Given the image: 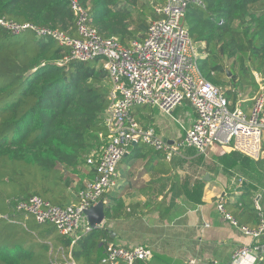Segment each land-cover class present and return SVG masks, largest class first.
<instances>
[{"label":"trees","instance_id":"1","mask_svg":"<svg viewBox=\"0 0 264 264\" xmlns=\"http://www.w3.org/2000/svg\"><path fill=\"white\" fill-rule=\"evenodd\" d=\"M72 1L88 11L90 26L103 38H117L130 48L134 40L146 39L150 23L160 18L156 6L167 0L152 5L142 0H0V22L60 30L78 39ZM185 24L193 43L202 45L205 58L198 62L204 78L223 91L230 107L239 91L258 90L255 73L264 76V0H194ZM70 53L52 38L32 30L15 35L0 24V264H100L112 244L106 227L79 238L61 235L54 225H40L16 209L35 196L60 208L78 205L84 179L95 180L98 174L112 83L103 58L58 65ZM151 111L141 106L132 116L149 129ZM220 161L264 181V158L235 152ZM248 188L226 211L241 225L245 219L258 225L257 187ZM122 205H106V220L118 219Z\"/></svg>","mask_w":264,"mask_h":264},{"label":"built area","instance_id":"2","mask_svg":"<svg viewBox=\"0 0 264 264\" xmlns=\"http://www.w3.org/2000/svg\"><path fill=\"white\" fill-rule=\"evenodd\" d=\"M191 2L194 0H167L156 9L160 18L150 23L146 39L143 42L134 40L130 48L117 38H103L90 26L88 11L76 1H72L71 8L77 19L78 39L60 30L0 22L15 35L32 30L39 37L52 38L60 46L70 48L69 56L58 65L103 58L102 64L112 83L111 106L105 115L107 144L101 147L96 179L80 193L79 204L60 208L35 196L19 202L17 212L34 217L40 225H54L61 235L75 237L80 231H91L84 211L98 205L103 195L117 186L118 165L136 144L164 152L170 160L184 149H195L200 155L209 157L215 147L231 149L256 160L264 158V76L255 73L258 90L252 99H246L239 92L238 101L230 107L223 91L208 82L200 70L198 61L205 58V54L193 43L185 24ZM248 101L252 104L246 110L244 104ZM184 103L194 108L197 119L184 138L173 145L153 128H143L132 116L136 106L157 107L170 115ZM256 209L260 222L255 228H249L228 213L223 202L218 204L227 222L259 241L264 240V210L258 203ZM106 252L100 264H139L153 258L152 251L143 245L125 248L109 244ZM263 257L264 245L241 246L236 248L229 264H258Z\"/></svg>","mask_w":264,"mask_h":264},{"label":"crops","instance_id":"3","mask_svg":"<svg viewBox=\"0 0 264 264\" xmlns=\"http://www.w3.org/2000/svg\"><path fill=\"white\" fill-rule=\"evenodd\" d=\"M239 92L246 99L254 95L252 88ZM251 104L248 101L244 108L248 110ZM148 108L152 117L147 120L150 118L156 133L170 145L184 138L197 119L189 103L170 115L157 107ZM230 153L235 151L215 147L205 157L195 149H184L170 160L164 152L142 144L133 146L118 165L117 186L105 195V206L123 204L118 219L106 220L101 226L108 229L112 244L148 247L153 258L139 264H229L236 248L264 245L263 239L247 237L218 210L220 202L225 208L235 206L249 185L264 184L241 167L221 163L224 154ZM84 180L86 185L94 181L89 177ZM257 189L255 211L260 217L256 204L264 210V188ZM243 225L253 228L256 222L245 219Z\"/></svg>","mask_w":264,"mask_h":264},{"label":"water","instance_id":"4","mask_svg":"<svg viewBox=\"0 0 264 264\" xmlns=\"http://www.w3.org/2000/svg\"><path fill=\"white\" fill-rule=\"evenodd\" d=\"M105 207L104 200H101L98 205L84 211L91 230L99 229L106 221Z\"/></svg>","mask_w":264,"mask_h":264},{"label":"rangeland","instance_id":"5","mask_svg":"<svg viewBox=\"0 0 264 264\" xmlns=\"http://www.w3.org/2000/svg\"><path fill=\"white\" fill-rule=\"evenodd\" d=\"M156 1V0H142L143 3L145 4H148V5H152V3ZM157 3L159 4V2L157 1ZM158 8V6H156V9ZM243 92V91H242ZM247 96V95H246ZM247 98V97H245ZM138 107H141V106H138ZM137 106L133 109L135 110L136 108H138ZM258 183V182H257ZM257 188H264V184H258V187ZM258 191V189L256 190V192Z\"/></svg>","mask_w":264,"mask_h":264}]
</instances>
